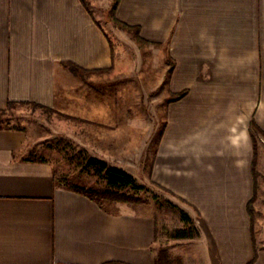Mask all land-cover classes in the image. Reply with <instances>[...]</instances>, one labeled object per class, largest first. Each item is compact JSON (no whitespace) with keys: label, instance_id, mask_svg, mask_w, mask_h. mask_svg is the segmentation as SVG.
I'll return each mask as SVG.
<instances>
[{"label":"crops","instance_id":"crops-1","mask_svg":"<svg viewBox=\"0 0 264 264\" xmlns=\"http://www.w3.org/2000/svg\"><path fill=\"white\" fill-rule=\"evenodd\" d=\"M113 2L0 0V112L37 103L116 137L125 102L107 93L121 68L110 29L122 32L159 68L151 90L165 120L150 179L191 206L200 232L179 238L189 248L177 260L264 264V203L249 210L264 176V0H118L112 14ZM27 153V133L0 125V264H157L152 213L62 186Z\"/></svg>","mask_w":264,"mask_h":264},{"label":"rangeland","instance_id":"rangeland-1","mask_svg":"<svg viewBox=\"0 0 264 264\" xmlns=\"http://www.w3.org/2000/svg\"><path fill=\"white\" fill-rule=\"evenodd\" d=\"M110 33L114 40L116 62L121 68L109 70L107 93L110 99L125 102L124 106L119 104L115 108L124 110L123 114L114 117L120 120V132L116 137L113 130H109L113 128L99 122L87 121L85 117L76 116L66 110L49 107L46 110L33 104L8 106L0 112V125L23 129L28 136L27 155L50 162L62 186L69 187L73 182L104 187L105 173L96 163L98 160L123 168L133 175L136 187L121 189L134 197L133 202H104L139 206L143 211L152 213L158 225L156 251L167 252L173 264H180L176 253L182 248H189V243L176 237L178 230L186 228L194 237L200 236V232L194 219L190 217V214H194L191 206L150 179L154 152L165 120V103L155 106V99L161 88L151 90L160 81L157 73L159 68L150 65L152 54H149L144 45L139 51L122 32L115 34L110 29ZM121 45L126 51L122 57L119 53ZM259 133L254 127L257 142L260 141ZM136 134L139 138H130V135ZM107 141H112L113 144L108 147ZM259 176L252 202L254 213L264 203L263 173ZM260 215L256 214L257 236Z\"/></svg>","mask_w":264,"mask_h":264},{"label":"trees","instance_id":"trees-1","mask_svg":"<svg viewBox=\"0 0 264 264\" xmlns=\"http://www.w3.org/2000/svg\"><path fill=\"white\" fill-rule=\"evenodd\" d=\"M117 4H118V0H114L113 5L111 7L112 14L115 12ZM123 25L128 27L125 24ZM70 69L74 71L75 73H78L80 71V68H78L75 65H70ZM184 94L185 92L179 93L173 96V98H171L170 100H175L177 98H180ZM32 104L35 106L41 107L43 109H46V110L48 109L47 106H44L41 104H37V103H32ZM11 105H13V103L10 102L8 106H11ZM36 159L41 160V161H46L43 158H36ZM96 163L99 165L100 169L104 171L105 173L106 185L104 187L86 186L80 183L72 182L69 184L68 188L72 189L75 192L81 193L89 197L90 199L95 200L100 203L106 200L107 201H120V202L121 201L130 202L132 201V199L134 200L133 196H129V194H126L121 191V189L124 187H129V186L136 187V182H135L133 175H131L129 172H127L123 168H120L118 166L109 165L104 160H98ZM253 199L254 198H252V200L249 203L250 213H252ZM193 236L194 234L186 228H182L178 230L176 234V237L178 238H186V237H193ZM254 260L255 258L252 259V261H250L248 264H252ZM111 263L112 262H110L109 264ZM157 264H173V263L170 261V258L167 252L164 251V253H160V252L158 253Z\"/></svg>","mask_w":264,"mask_h":264}]
</instances>
